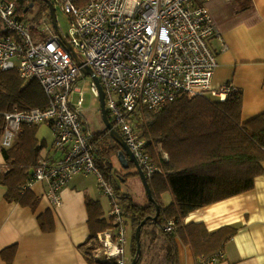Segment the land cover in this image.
Here are the masks:
<instances>
[{"label":"built area","instance_id":"built-area-1","mask_svg":"<svg viewBox=\"0 0 264 264\" xmlns=\"http://www.w3.org/2000/svg\"><path fill=\"white\" fill-rule=\"evenodd\" d=\"M52 0L69 15L74 31L65 37L55 30L50 11L40 23L19 11L16 0H0V73L16 72L36 81L47 98L44 109L14 107L3 115L4 149L12 148L22 125L52 130L51 153L36 168L29 186L46 185V197L61 207L62 192L79 176H95L98 190L112 206L111 227L99 233V252L105 260L126 264L128 220L113 186L98 165L97 142L83 112L81 82L90 80L91 93L100 99L92 70L99 79L108 117L121 134L146 176L156 168L135 121L144 111H159L180 99L207 97L226 101L234 90L213 86L218 67L211 41L219 36L215 20L203 2L214 0ZM232 1V0H225ZM78 55L79 62L64 40ZM80 97L75 101L74 95ZM169 222L166 230L175 232ZM223 253L198 264H219Z\"/></svg>","mask_w":264,"mask_h":264},{"label":"trees","instance_id":"trees-1","mask_svg":"<svg viewBox=\"0 0 264 264\" xmlns=\"http://www.w3.org/2000/svg\"><path fill=\"white\" fill-rule=\"evenodd\" d=\"M16 1L20 12L39 3L40 14L34 24L40 23L48 12L42 0ZM86 2L78 0L77 4L82 6ZM14 107L44 109L47 98L36 81H24L14 71L0 73V152L5 161L0 184L6 189L7 203L34 208L38 198L29 182L40 161L47 157L48 153L43 154L46 142L37 138L38 126L24 124L15 145L2 148L6 128L3 114ZM242 111L243 95L235 89L223 102L197 97L177 100L159 111H144L135 125L139 136L146 141L148 153L154 157L152 145L155 144L168 156L167 161L159 164L163 172L147 177L155 202L148 199L145 206L136 204L130 195H122L113 182V160L124 153L122 147L109 134L94 133L98 165L113 186L135 232L132 261L137 259V264H145L150 257L148 264H180L178 237L187 240L199 260H208L223 253L226 244L237 234L239 229L233 226L209 232L203 224L184 225V221L197 210L252 191L256 179L264 173V113L244 122ZM130 168L137 169L133 163ZM166 193L172 197L168 206L162 202ZM86 204L91 234L82 246L84 256L88 264H116L94 256V253L98 255L99 247L88 246L112 225L104 217L99 202L88 199ZM157 205L161 208L160 216L142 227L141 254L137 255L136 231L147 218L156 216ZM169 222L175 224V232L166 230ZM41 225L51 230L50 223Z\"/></svg>","mask_w":264,"mask_h":264},{"label":"crops","instance_id":"crops-1","mask_svg":"<svg viewBox=\"0 0 264 264\" xmlns=\"http://www.w3.org/2000/svg\"><path fill=\"white\" fill-rule=\"evenodd\" d=\"M207 7L219 31L211 41L218 62L213 86L230 85L242 93L246 122L264 113V0H214ZM4 164L0 152V172ZM76 178L63 190L57 208L46 197L43 183L32 186L38 198L34 208L7 203L0 184V264H88L82 249L91 234L86 203L100 201ZM171 203L172 198L163 204ZM43 222L50 223L51 230H45ZM189 224H203L209 232L239 229L219 264H264V173L252 191L193 212L184 221ZM177 244L180 264H198L186 239L178 237ZM96 257L104 259L99 251Z\"/></svg>","mask_w":264,"mask_h":264},{"label":"rangeland","instance_id":"rangeland-1","mask_svg":"<svg viewBox=\"0 0 264 264\" xmlns=\"http://www.w3.org/2000/svg\"><path fill=\"white\" fill-rule=\"evenodd\" d=\"M203 3L205 6H207L208 4V2H203ZM39 12H40V5L39 3H36L34 5V8H32L27 13V17L31 19L39 18L38 17V15L40 14ZM56 16H57V21H58L60 32L65 37H69V36L71 37L74 31V27L72 25L69 15L65 14L60 6H56ZM0 31H2L1 28H0ZM90 85H91L90 80H86V82H81L80 84V88L82 92L84 93L83 112L85 114L87 124L93 133H102V132L107 133L105 124L103 122L102 114H101L99 99L92 95ZM79 97H80L79 94H75L74 95L75 101H77ZM37 138L39 139L40 142L42 141L46 142V146L43 150V154L46 155L49 151H51V147L54 142L53 132L46 123L38 126ZM152 147L155 149L154 157L152 156V154H149V155L152 159V163L154 167L156 168V174L161 173L163 171H162V167L159 164L161 161H167L168 156L166 154H162L161 146L159 145L157 146L153 144ZM150 151H151V148H150ZM113 166H114L113 173H112L113 182L115 185H118V187L121 189L120 191L122 195H126V194L130 195L132 200L136 204H139L142 206H145L146 204H148V196L146 194V190L143 186L140 176L139 175H129L130 173L137 172V169L135 168L123 169V166L120 164L118 158H114ZM119 176L122 178H120ZM123 178L126 179V181H124ZM76 179L79 180L83 186L95 192V197L96 199L100 201L105 215H108L112 209L110 199L104 193L102 192L99 193L97 191V188H98L97 178L95 176H87V177L79 176ZM171 198H172L171 195L166 193L162 196V202L163 203H165L166 201L170 202ZM121 207L124 211L122 204H121ZM124 213H125L126 219L128 220V236H127L128 243L126 247V264H132V258L134 256H133V252L131 253V243H132V239L134 236L133 233L135 232L132 228L131 221L128 219V215L126 214L125 211ZM90 245H94L95 247H99L100 249V243L98 241H91L88 244V246ZM96 255L97 254L94 253V256Z\"/></svg>","mask_w":264,"mask_h":264},{"label":"water","instance_id":"water-1","mask_svg":"<svg viewBox=\"0 0 264 264\" xmlns=\"http://www.w3.org/2000/svg\"><path fill=\"white\" fill-rule=\"evenodd\" d=\"M42 1L47 4L48 9L50 11V15H51V20H52L53 26H54L55 30L59 33L60 30H59L57 16H56V9H55L53 3L50 0H42ZM30 8H32V5L30 6ZM26 11H28V10H26ZM59 35H60V33H59ZM64 43L66 44L67 48L70 51L73 52L76 61L79 62L78 55L73 50V48L66 42V40H64ZM84 74L86 76L92 77L93 80H94V82L96 83V85L98 87V91H99V94H100V99H99L100 109H101V114H102L103 122H104L105 127H106L107 134H109L110 137L116 143H118L122 147V149L124 151V153H121L118 156V160H119L120 164L123 166V169H129L130 163H133L136 166L137 171L139 173V176L141 178V181L143 183V186H144V188L146 190V194L148 196V199H149V201H151V202L154 203L155 202V199H154L152 190H151V188L149 186L147 176L143 172V170H142L141 166L139 165L138 161L134 158V155H133L132 151L129 149V147L125 143V141H124L123 137L121 136V134L119 132H117L113 128V125H112V123H111V121H110V119L108 117V113H107L106 105H105V94H104V91H103V88H102V85H101L99 79L96 77V75L94 74V72L92 70H87V71H85ZM156 209H157L156 216L155 217H151V218H147L144 222H142L141 226H139L138 229H137V231H136L135 239H136V242H137V255H140L141 254V234H142V227L144 225H146L149 220L157 221L158 218H159V216H160V213H161L160 206L157 205L156 206ZM132 264H137V259L133 260L132 261Z\"/></svg>","mask_w":264,"mask_h":264}]
</instances>
